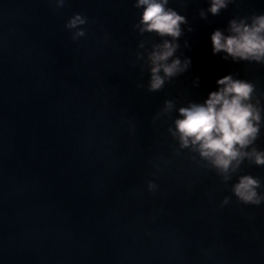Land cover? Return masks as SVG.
<instances>
[{"label":"water","instance_id":"1","mask_svg":"<svg viewBox=\"0 0 264 264\" xmlns=\"http://www.w3.org/2000/svg\"><path fill=\"white\" fill-rule=\"evenodd\" d=\"M134 4L0 0V264H264V203L243 204L236 176L225 183L179 148L168 131L177 112L157 118L165 100L203 102L230 73L264 104V65L223 60L210 38L264 13V0L207 19L209 0H169L188 20L177 55L191 67L158 92L136 54L161 40L134 28ZM76 13L86 35L73 40ZM239 174L264 184V166L246 160Z\"/></svg>","mask_w":264,"mask_h":264},{"label":"clouds","instance_id":"2","mask_svg":"<svg viewBox=\"0 0 264 264\" xmlns=\"http://www.w3.org/2000/svg\"><path fill=\"white\" fill-rule=\"evenodd\" d=\"M235 0H209L207 10H200V17L207 19L210 13L218 16ZM57 7H63L65 0H56ZM169 0H135L134 7L142 9L139 20L134 25L141 36L148 34L160 38L152 43L150 49L146 42L138 45L143 51L136 54L137 61H143L141 69H146L150 78L149 92L162 90L166 83L187 72L191 59L177 55L179 39L184 35L182 26L188 25L184 15L169 7ZM87 17L80 13L70 17L65 27L72 30V39L86 35L84 25ZM190 33L191 26L187 27ZM212 54H223L222 59L233 63L245 61L264 65V13L235 17L228 21L226 29H215L211 34ZM184 47H189L185 41ZM195 86L199 77L193 80ZM217 90L211 91L203 102L188 101L177 108L173 100H165L161 115L178 113L173 121L174 127L168 131L178 142L180 149L197 153L206 166L214 170L223 182L237 177L232 192L243 204L260 205L264 203V188L259 178L240 175L241 166L247 160L256 166H264V150L257 148L256 141L264 128V104L256 95V85L249 80L235 78L232 73L216 81ZM138 87H143L142 84ZM152 190L156 185L149 183ZM225 197L222 204H228Z\"/></svg>","mask_w":264,"mask_h":264}]
</instances>
